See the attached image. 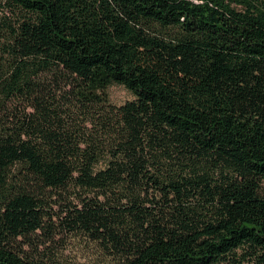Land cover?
<instances>
[{
	"label": "trees",
	"instance_id": "1",
	"mask_svg": "<svg viewBox=\"0 0 264 264\" xmlns=\"http://www.w3.org/2000/svg\"><path fill=\"white\" fill-rule=\"evenodd\" d=\"M4 7L0 264H264V0Z\"/></svg>",
	"mask_w": 264,
	"mask_h": 264
},
{
	"label": "rangeland",
	"instance_id": "2",
	"mask_svg": "<svg viewBox=\"0 0 264 264\" xmlns=\"http://www.w3.org/2000/svg\"><path fill=\"white\" fill-rule=\"evenodd\" d=\"M7 12L4 7V0H0V17ZM111 102L121 105L134 98V95L122 84L114 83L108 89ZM264 189V180L262 181ZM62 243L60 250L61 261L67 264H103L107 257L100 247L83 237L60 236L57 237Z\"/></svg>",
	"mask_w": 264,
	"mask_h": 264
}]
</instances>
